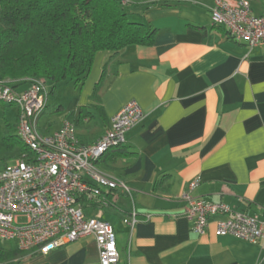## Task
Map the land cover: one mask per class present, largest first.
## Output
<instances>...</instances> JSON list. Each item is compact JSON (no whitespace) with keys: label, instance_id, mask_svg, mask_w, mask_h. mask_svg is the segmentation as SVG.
<instances>
[{"label":"crops","instance_id":"obj_1","mask_svg":"<svg viewBox=\"0 0 264 264\" xmlns=\"http://www.w3.org/2000/svg\"><path fill=\"white\" fill-rule=\"evenodd\" d=\"M243 1L253 15L262 14L261 0ZM122 3L130 21L156 30L154 42L116 55L97 52L71 122L80 141L91 144L127 102L139 104L144 118L125 134L127 154L110 150L100 160H111L107 174L123 180L131 196L114 191L113 207L87 209L86 215L112 226L118 264H264V244L216 236L213 225L197 235L179 200L188 183L198 180L192 197L264 217V43L250 48L225 35L210 18L214 0ZM81 110L88 117L80 121ZM17 115L6 125L16 128ZM7 150L1 142L0 156ZM132 210L139 222L130 228L123 219ZM0 264L99 261L93 240L81 238Z\"/></svg>","mask_w":264,"mask_h":264},{"label":"built area","instance_id":"obj_2","mask_svg":"<svg viewBox=\"0 0 264 264\" xmlns=\"http://www.w3.org/2000/svg\"><path fill=\"white\" fill-rule=\"evenodd\" d=\"M263 12L253 15L247 2L214 0L210 18L228 36L252 48L264 43ZM48 89L32 80L22 92L0 82V102L18 110L16 135L28 153L0 170V241L12 243L23 252L50 251L81 238H91L99 264H118L115 233L105 221L86 215L82 202L100 201L102 191L131 196L121 179L101 171L95 162L125 143V134L138 125L144 113L136 101L127 102L109 126L91 144H83L72 122L48 134L39 131V119L48 102ZM198 180L188 183L179 196L184 215L197 235L213 225L216 236L264 244V217L231 210L223 204L192 197ZM150 216H146L149 219ZM133 228L139 222L134 210L123 219Z\"/></svg>","mask_w":264,"mask_h":264},{"label":"trees","instance_id":"obj_3","mask_svg":"<svg viewBox=\"0 0 264 264\" xmlns=\"http://www.w3.org/2000/svg\"><path fill=\"white\" fill-rule=\"evenodd\" d=\"M155 35L156 30L150 25L128 19L122 0H0V82L15 90L36 80L49 86V97L60 82L81 86L97 52L116 55L130 45L150 46ZM95 96L96 89L93 93L96 100ZM96 110L100 115V109ZM87 115L81 110L80 121ZM42 128L39 127L40 133L47 134L48 126ZM2 140L8 146L18 144L17 158L28 153L16 136L14 125L5 126ZM115 149L125 150L123 145L112 150ZM100 160L95 165L107 173L111 160ZM112 192H101L104 206L82 202L84 210L113 207ZM33 253L20 251L15 245L6 249L0 244V263L17 261Z\"/></svg>","mask_w":264,"mask_h":264},{"label":"rangeland","instance_id":"obj_4","mask_svg":"<svg viewBox=\"0 0 264 264\" xmlns=\"http://www.w3.org/2000/svg\"><path fill=\"white\" fill-rule=\"evenodd\" d=\"M47 89L49 90V86H47ZM79 99L80 86L76 88L71 82H60L56 86L53 93L49 95L47 107L43 115L39 119V125H47L48 128L52 131L56 129L59 126L60 122L64 119L70 122L75 121L77 112L72 107V105L77 103ZM17 114V108H2V103L0 102V143H3L2 139L6 122L14 124ZM18 152V144H13L10 149L8 146V150L6 151V153H4L3 156H0V168H2L5 163H7L8 165H12L18 156ZM0 244L2 246H8L12 243L0 241Z\"/></svg>","mask_w":264,"mask_h":264}]
</instances>
